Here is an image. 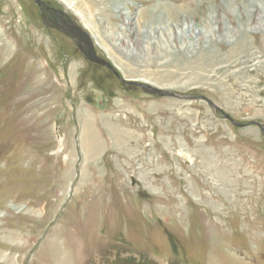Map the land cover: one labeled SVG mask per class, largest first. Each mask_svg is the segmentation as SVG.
I'll list each match as a JSON object with an SVG mask.
<instances>
[{
  "label": "rangeland",
  "instance_id": "obj_1",
  "mask_svg": "<svg viewBox=\"0 0 264 264\" xmlns=\"http://www.w3.org/2000/svg\"><path fill=\"white\" fill-rule=\"evenodd\" d=\"M47 1L122 79L264 125V1ZM0 264H264V134L0 0Z\"/></svg>",
  "mask_w": 264,
  "mask_h": 264
},
{
  "label": "water",
  "instance_id": "obj_2",
  "mask_svg": "<svg viewBox=\"0 0 264 264\" xmlns=\"http://www.w3.org/2000/svg\"><path fill=\"white\" fill-rule=\"evenodd\" d=\"M35 2L38 5H41L43 3L42 0H35ZM73 23L74 24L71 27L70 31L67 32V35L75 41L79 40V43H77V45L79 46L81 52L85 55V57L93 63L108 67L117 75L119 79H121L127 85L140 86L144 91L150 94L159 96V97H174V98H179V99H184V100L205 101L208 104L212 105L214 109L218 110L222 114L223 118L231 122L233 125L240 127V128L257 125L260 127L262 133L264 134V125L261 122L259 121H250L247 123L239 122L233 116L226 113L221 107H219L215 102H213L211 99H209L205 95H180L175 92H171V91H167L161 88L154 87L147 83H138L135 80L122 79L120 77L119 72L115 69L113 64H111L109 61H107L106 59L98 55L96 48H95V43L92 39L93 37H91V35L83 27L79 26L77 22L74 21ZM132 184L136 185V180L134 178L132 179Z\"/></svg>",
  "mask_w": 264,
  "mask_h": 264
},
{
  "label": "flooded vegetation",
  "instance_id": "obj_3",
  "mask_svg": "<svg viewBox=\"0 0 264 264\" xmlns=\"http://www.w3.org/2000/svg\"><path fill=\"white\" fill-rule=\"evenodd\" d=\"M33 2L35 3V5H37V7L39 9L40 20H41V22H42V24L46 30L50 31L53 29L55 31L62 32L64 35L65 34L67 35V32L70 31L71 27L74 24L73 23L74 19L66 10L52 5L47 0L46 1L42 0L43 3L41 5H38L35 2V0H33ZM73 41H74L75 45L77 46L78 50L81 52L79 46L77 45V43H79V40H77V41L73 40ZM80 45H82V44H80ZM91 63H93V62H91ZM93 64H95V63H93ZM116 77H117V75H116ZM124 84H126V83H124Z\"/></svg>",
  "mask_w": 264,
  "mask_h": 264
},
{
  "label": "bare ground",
  "instance_id": "obj_4",
  "mask_svg": "<svg viewBox=\"0 0 264 264\" xmlns=\"http://www.w3.org/2000/svg\"><path fill=\"white\" fill-rule=\"evenodd\" d=\"M253 1H257V0H253ZM262 1H264V0H262ZM258 2H260V1H258ZM117 4V3H116ZM116 7V6H115ZM161 21V20H160ZM264 26V25H263ZM216 28V27H215ZM153 31V30H152ZM226 32V31H225ZM172 35V34H171ZM250 197V196H249Z\"/></svg>",
  "mask_w": 264,
  "mask_h": 264
}]
</instances>
